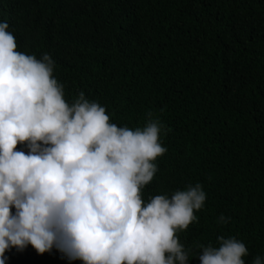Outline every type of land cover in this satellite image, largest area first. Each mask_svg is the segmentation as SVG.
Returning <instances> with one entry per match:
<instances>
[{
	"label": "trees",
	"instance_id": "16d2710c",
	"mask_svg": "<svg viewBox=\"0 0 264 264\" xmlns=\"http://www.w3.org/2000/svg\"><path fill=\"white\" fill-rule=\"evenodd\" d=\"M3 20L18 51L52 55L67 99L84 91L118 125L143 127L149 111L163 122L167 152L142 197L203 186L198 220L176 233L186 248L224 235L248 264L264 254V0H0ZM5 256L83 264L30 244Z\"/></svg>",
	"mask_w": 264,
	"mask_h": 264
},
{
	"label": "clouds",
	"instance_id": "9594fccd",
	"mask_svg": "<svg viewBox=\"0 0 264 264\" xmlns=\"http://www.w3.org/2000/svg\"><path fill=\"white\" fill-rule=\"evenodd\" d=\"M9 29L0 21V264L6 251L29 244L83 264H190L192 256L248 264L250 251L234 236L198 251L181 243L176 233L205 207L200 183L142 197L167 152L158 117L149 111L145 125L132 128L82 90L67 99L52 55L18 51ZM230 219L220 214L218 223ZM250 264H264V254Z\"/></svg>",
	"mask_w": 264,
	"mask_h": 264
}]
</instances>
